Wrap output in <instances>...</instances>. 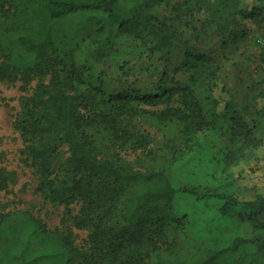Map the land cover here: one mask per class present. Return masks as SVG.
<instances>
[{"label": "trees", "instance_id": "1", "mask_svg": "<svg viewBox=\"0 0 264 264\" xmlns=\"http://www.w3.org/2000/svg\"><path fill=\"white\" fill-rule=\"evenodd\" d=\"M167 2L0 0V28L15 33L17 47L32 55L31 65L18 69L7 62L0 46V81L20 80L29 85L36 80L31 95L21 101L16 122L20 136L29 142L25 153L37 178L35 191L49 204L63 207L70 224L86 233L78 245L68 228L50 229L31 212L4 205L0 207V264H246L252 249H264V184L254 187L252 199H239L236 180L220 189L197 183L200 181L193 171L183 183L172 175L176 164L187 153L202 148L208 134L222 124H228L231 138L241 143L226 158L227 165L248 160L257 149L264 150V94L259 86L253 84V99L242 106L223 86L221 91L227 98L220 101L214 96L213 89L220 83L216 72L200 93L188 86L158 85L150 91L132 89L105 97L101 79L87 80V68L70 54L61 56L54 46V21L98 11L115 23L121 34H136L150 24L142 14ZM185 3L184 15L196 19L202 32L211 27L227 34L230 40L224 37V47L238 36L245 37L248 22L264 18V0ZM150 27L157 36L150 52L181 48L182 66L191 71V81L196 70L206 68L205 56L194 51L172 27L164 23L157 24V29ZM114 45L106 38L96 49L95 58L105 57ZM166 79L163 74L159 83ZM140 105L164 106L158 115L175 118L182 125L180 143L167 146L171 154L168 164L152 163L143 171L134 169L119 154L107 156L91 135V130L102 127L113 146H142L146 141L123 124ZM8 186L9 179L0 165V193ZM189 199L198 204L215 202L220 218L235 208L243 210L252 236L241 235V219L231 216L234 230L221 235L215 229L207 231L201 240L191 241L188 254L170 253L168 258L153 259L156 251H170L174 245L168 241L170 227L186 231L189 213L183 211L182 203Z\"/></svg>", "mask_w": 264, "mask_h": 264}, {"label": "rangeland", "instance_id": "2", "mask_svg": "<svg viewBox=\"0 0 264 264\" xmlns=\"http://www.w3.org/2000/svg\"><path fill=\"white\" fill-rule=\"evenodd\" d=\"M186 1L192 2L168 0L167 3L146 10L142 19L145 23L147 18L150 19L149 27L139 28L136 34H121L117 25L101 12L76 13L54 21L53 43L61 56L70 54L77 64L87 68V80L95 82L101 79L105 97L132 89L150 91L157 89L158 85L188 86L200 93L210 84L213 72L220 76V83L213 89L214 96L220 101L227 98L221 91L222 86L238 106L250 103L253 99V84L259 86L260 92L264 94V18L248 22L245 37L238 36L234 42L224 47L223 40L224 37L228 38L227 34H221L211 27L202 32L196 19L184 15ZM159 23L172 27L174 32L189 41L194 51L207 59L206 68L196 70L198 72L195 73L193 81L190 80L191 71L182 66L181 48H174L169 52L149 51L157 38L150 26L154 25L157 29ZM106 38H111L115 45L105 57L97 59L95 51ZM0 46L3 47L4 55L11 66L22 69L31 65L32 55L17 47L15 33L5 32L0 28ZM163 74L167 79L164 83H159ZM35 84L36 80L29 85L22 84L20 80L0 81V165L9 179L8 189L0 193V207L5 205L6 208L29 211L50 229L68 228L73 233L75 243L79 245L85 239L86 233L70 224L63 207L49 204L36 193L37 178L25 153L29 142L20 136L16 127L21 101L31 95ZM177 104L174 103L175 106ZM164 109V106L140 105L135 115L125 118L123 124L126 128L135 137L146 141L142 146L137 143L123 147L113 146L109 134L102 127L91 130L92 139L107 156L119 154L136 170L143 171L152 163L166 165L171 156L167 146L180 143L182 125L172 117L162 119L158 114ZM221 126L208 134L202 148L194 153H187L176 164L172 175L176 181L183 183L191 177L193 171L195 179L200 181L197 183L220 189L236 180V194L239 199H252L255 194L254 187L259 188L264 184V150L257 149L248 160L232 166L227 165L226 158L241 143L231 138L228 124ZM200 151L203 153H198ZM182 205L183 211L189 213V220L184 227L186 231L183 232L174 225L170 227L168 241L174 245L170 251H156L153 259L168 258L170 253L188 254L193 239L201 240L214 229L219 235L234 230L231 216L241 219V235L252 236L251 226L246 221L247 215L243 210L235 208L228 216L220 218L219 206L213 201L198 204L189 199ZM76 211L77 209L74 213ZM263 262L264 249H252L249 252L246 264Z\"/></svg>", "mask_w": 264, "mask_h": 264}]
</instances>
